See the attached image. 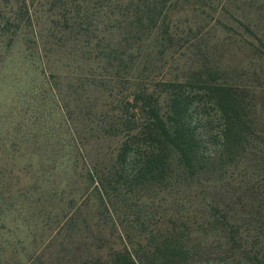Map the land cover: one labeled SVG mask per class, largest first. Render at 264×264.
Listing matches in <instances>:
<instances>
[{
  "label": "rangeland",
  "instance_id": "rangeland-1",
  "mask_svg": "<svg viewBox=\"0 0 264 264\" xmlns=\"http://www.w3.org/2000/svg\"><path fill=\"white\" fill-rule=\"evenodd\" d=\"M209 3L177 15L165 79L105 75L97 91L68 78L65 108L34 75L9 98L0 88V264H264V0ZM174 97L189 102L204 161L178 150ZM65 110L82 119L77 135ZM158 146L164 162L139 170Z\"/></svg>",
  "mask_w": 264,
  "mask_h": 264
},
{
  "label": "trees",
  "instance_id": "trees-1",
  "mask_svg": "<svg viewBox=\"0 0 264 264\" xmlns=\"http://www.w3.org/2000/svg\"><path fill=\"white\" fill-rule=\"evenodd\" d=\"M210 1L215 0H0V74L6 69L8 60L15 61L12 62L15 72L2 75L4 78L0 80L3 97L9 98L10 93L18 91L17 80L21 74L32 82L33 75L36 81L47 82L64 108L68 102L62 92L65 85L64 91L68 89V78L79 83L84 79L89 88L97 91H106L107 87L102 88V80L98 83V78L105 75L144 78L146 82L165 79L179 59L177 54L182 37L177 15L188 8L216 11L218 7L211 8ZM186 25L189 27L191 21ZM63 71H66L65 78L57 83L59 72ZM146 82L141 87L131 86L134 91L130 90V93L136 100L140 98L137 92L149 96L151 84L147 86ZM115 87L111 85L110 91ZM172 102L177 117L174 119L176 134L182 140L177 144L180 154L188 164L191 160H206L204 136L196 121L192 125L188 100L174 97ZM175 105L180 108L176 109ZM215 105L223 116L224 102L215 99ZM149 107L151 119L159 122L163 129L161 117L154 107ZM65 111L77 135L82 119ZM117 125L130 132L135 129V119ZM115 130L117 128L112 129ZM88 131L92 129L88 128ZM124 136L128 138V134ZM127 148L128 144L124 143V149ZM157 148V155L152 150L150 157L141 162L139 170H149L156 162H164L165 158L159 156L161 147Z\"/></svg>",
  "mask_w": 264,
  "mask_h": 264
}]
</instances>
